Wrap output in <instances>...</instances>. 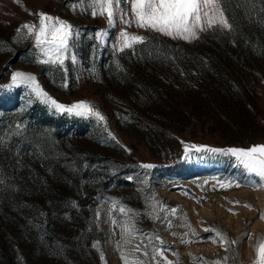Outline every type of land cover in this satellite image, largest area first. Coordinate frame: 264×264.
Masks as SVG:
<instances>
[{"label": "rangeland", "instance_id": "1", "mask_svg": "<svg viewBox=\"0 0 264 264\" xmlns=\"http://www.w3.org/2000/svg\"><path fill=\"white\" fill-rule=\"evenodd\" d=\"M74 3L0 0V86L16 71L31 73L58 102L86 100L105 117L57 113L26 85L0 88V264H125L122 253L144 264H225V257L226 264H253L264 236V181L231 155L186 153L185 145L264 144V64L260 69L255 57L259 73H240V97L230 87L235 106L178 104L176 94L197 82L199 70L191 66L188 83L177 69L182 61L150 51L169 40L192 46L196 38L137 27L124 0L112 26L106 15H91L87 0L83 12ZM121 10L132 23L120 19ZM40 12L79 31L62 66L39 63L35 33L18 32L24 24L38 27ZM123 31L146 39L121 50ZM222 63L229 74L237 68L231 60ZM129 220L139 231L126 235L121 226ZM205 229L219 230L229 243ZM47 233L41 248L36 243Z\"/></svg>", "mask_w": 264, "mask_h": 264}, {"label": "snow or ice", "instance_id": "2", "mask_svg": "<svg viewBox=\"0 0 264 264\" xmlns=\"http://www.w3.org/2000/svg\"><path fill=\"white\" fill-rule=\"evenodd\" d=\"M124 2L131 5L134 22L137 27L146 28L172 37H180L186 40L194 39L197 38V31L204 30L205 26L212 27L218 25L224 28H231L219 0H124ZM87 3L88 8L91 9L92 16L106 15L109 26L114 24V12L119 9L121 0H87ZM114 4L115 8L113 7ZM72 8L74 11L77 8L82 12L88 10V8H85V0H76ZM38 15V27L34 24H24L18 29V32L26 30L29 35L35 33V46L43 56L42 59L38 60L39 63L62 66L67 58L66 54L69 51V42L74 36L79 35V31L74 29V26L70 22L62 20L59 17H53L44 12H40ZM120 19L124 20L122 10ZM124 22L132 23L133 21L124 20ZM97 35L103 37L105 35L104 30H101ZM120 35L121 50L123 48H131L135 43H143L146 39L142 36L130 34L127 31L121 32ZM72 59L74 61L75 57H72ZM20 85L28 86L30 96H34L57 113H67L80 117H94L97 121H105V117L86 100L76 101L70 105L58 102L40 86L35 75L31 73L16 71L11 76V83L0 86V88L10 89ZM64 86L66 87L67 85L65 84ZM192 149L196 152L231 155L236 158L243 169L249 173H254L264 181V144L253 145L250 148L233 147L227 149L212 148L207 145H185L186 153ZM141 167L149 169L155 167V165L143 164ZM129 179H132V177H129ZM236 203H239V201ZM119 211L124 213L126 209L121 206ZM127 211L131 210L128 209ZM170 211L174 215L176 209H171ZM156 218L159 219L160 217L157 216ZM261 218L264 219V214L261 215ZM169 226H171V221H169ZM121 227L126 235L139 231L135 229L134 221L132 220H129L127 226L122 225ZM205 231H215L216 237L219 238L220 242L229 243L226 236L219 230L205 229ZM173 235H176V233H173ZM148 239L151 242L152 238L149 237ZM155 239L159 240L161 244L164 243L159 236H156ZM182 242L190 243L191 241L182 240ZM230 243L234 244L236 241L233 240ZM117 246L119 247L120 245L118 244ZM140 250L141 245H137L136 251ZM153 252L155 255L167 260L163 249L154 248ZM143 254L147 256L148 252L144 251ZM121 258L125 261V264H144L139 259L130 261L123 253ZM226 261L227 257L224 258L225 264ZM157 264H159V261H157ZM168 264H173V262L168 261ZM213 264H221V261H214ZM253 264H264V236L261 237L259 243L256 245V259L253 261Z\"/></svg>", "mask_w": 264, "mask_h": 264}, {"label": "trees", "instance_id": "3", "mask_svg": "<svg viewBox=\"0 0 264 264\" xmlns=\"http://www.w3.org/2000/svg\"><path fill=\"white\" fill-rule=\"evenodd\" d=\"M219 2L231 28L214 25L201 32L191 43L192 46L181 41L169 40L163 35V39L169 41H165V44L161 42L163 46L159 45L158 49L150 51L161 60L169 56L170 60L182 61L177 69L184 76L181 78L188 83L189 78L195 75L192 67L199 70V76H196L197 82L189 83L187 89L185 88L186 91L180 92L183 95L176 94L178 104L182 101L188 107L196 105L198 108H207L211 105L218 109H225L229 104L235 106V101V104L230 102L232 101L230 87L240 97L245 89L240 84L242 76L240 73H250L254 76L259 73L257 66L252 63L255 57L259 63H262L258 66L260 69L264 64V0H219ZM151 54L146 55L149 57ZM243 56L249 60L247 64L241 63ZM205 60L206 62L212 60L214 66L207 65ZM230 60L237 68L234 67L233 72L229 74L227 73L229 67L222 62ZM182 87L184 88V85ZM48 236H50L48 233L47 236H42L36 244L44 248L43 244L49 242Z\"/></svg>", "mask_w": 264, "mask_h": 264}]
</instances>
